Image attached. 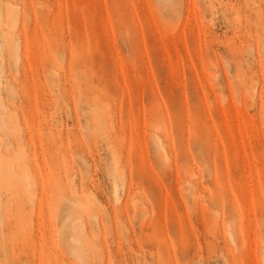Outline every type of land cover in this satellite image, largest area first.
<instances>
[{
	"label": "rangeland",
	"instance_id": "obj_1",
	"mask_svg": "<svg viewBox=\"0 0 264 264\" xmlns=\"http://www.w3.org/2000/svg\"><path fill=\"white\" fill-rule=\"evenodd\" d=\"M0 264H264V0H0Z\"/></svg>",
	"mask_w": 264,
	"mask_h": 264
},
{
	"label": "bare ground",
	"instance_id": "obj_2",
	"mask_svg": "<svg viewBox=\"0 0 264 264\" xmlns=\"http://www.w3.org/2000/svg\"><path fill=\"white\" fill-rule=\"evenodd\" d=\"M236 241V240H235Z\"/></svg>",
	"mask_w": 264,
	"mask_h": 264
}]
</instances>
